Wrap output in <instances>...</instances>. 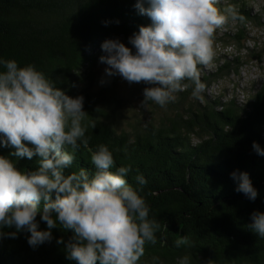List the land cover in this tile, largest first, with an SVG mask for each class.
Returning <instances> with one entry per match:
<instances>
[{
  "label": "trees",
  "instance_id": "trees-1",
  "mask_svg": "<svg viewBox=\"0 0 264 264\" xmlns=\"http://www.w3.org/2000/svg\"><path fill=\"white\" fill-rule=\"evenodd\" d=\"M136 3L0 0V59L34 65L67 95L84 97L88 113L84 123L94 121L95 128H87L88 147L75 152L66 172L83 168L91 175V152L101 144L112 152L116 167L130 166L126 180L145 199L149 218L160 224L157 243L145 245L139 264H153V256L159 257V264H180L185 256L190 264H264V238L247 227L253 211L264 212V156L252 147L256 142L264 149V75L253 89L252 84L245 86L246 97L240 104L234 94L225 97L224 90L212 94L209 89L230 73L236 75L243 62L264 59V40L252 38L253 45L243 47L249 37L246 25L264 26V7L252 15L247 5L254 0L219 2L216 6L221 10L235 6L245 21H237L234 32L219 34L217 29L214 46L242 47L244 56H214L211 64L216 67L209 72L199 66L206 85L202 99H194L192 89L187 88L174 93L175 100L165 108L149 102L151 119L126 131L119 127L124 99L113 87L117 82H107L99 91L91 89L97 78L96 64L104 54L102 43L119 39L131 48L129 37L140 26L151 24L150 18L139 14ZM148 86L139 83L134 89L143 93ZM12 152L13 148L0 145V156L13 161L17 169L38 166V157L17 158ZM233 171L249 174L258 191L255 201L235 191ZM137 175H143L147 183L140 186ZM37 222L38 230H48L39 214ZM51 232L53 239L35 248L28 244L26 231L16 238L0 239V264H76L67 259L65 250L72 233L59 227ZM61 237L65 244L57 243ZM181 237L194 246L176 247Z\"/></svg>",
  "mask_w": 264,
  "mask_h": 264
},
{
  "label": "clouds",
  "instance_id": "clouds-1",
  "mask_svg": "<svg viewBox=\"0 0 264 264\" xmlns=\"http://www.w3.org/2000/svg\"><path fill=\"white\" fill-rule=\"evenodd\" d=\"M218 3L137 0L136 9L151 24L129 37L131 48L119 39L102 43L99 61L107 65L105 76L149 85L143 89L142 105L165 108L175 100L174 93L187 88L194 99H202L206 85L199 66L208 67L214 59L216 30L245 21L235 6L221 10ZM0 66V145L13 148L11 155L17 158H39L35 169L21 171L0 156V239L26 231L35 248L50 242L51 229L59 227L72 233L65 250L76 264H139L145 245L157 243L160 224L149 218L145 199L126 180L130 166L116 167L112 152L101 144L91 152V175L83 168L66 172L75 152L88 147L87 128H95L94 121L84 123V97L67 95L34 65L0 59ZM252 147L264 156L259 144ZM231 178L237 182L235 191L256 200L258 191L247 172L233 171ZM136 181L147 183L143 175ZM38 214L48 230H38ZM251 221L247 227L264 238V212L253 211ZM57 243L65 241L61 237ZM175 245L194 246L187 237ZM152 262L159 264V257ZM180 264H190L189 257Z\"/></svg>",
  "mask_w": 264,
  "mask_h": 264
},
{
  "label": "rangeland",
  "instance_id": "rangeland-1",
  "mask_svg": "<svg viewBox=\"0 0 264 264\" xmlns=\"http://www.w3.org/2000/svg\"><path fill=\"white\" fill-rule=\"evenodd\" d=\"M223 1V0H220ZM253 1V0H252ZM255 3H251L250 5H247L250 7L251 12L255 11L256 8L261 5L260 2H262V7L264 6V0H254ZM248 10V8L246 9ZM261 29L264 28V26L260 27ZM263 35H261L256 30L252 32V34L259 35L260 39L264 38V31H262ZM246 45H251V40L245 42ZM225 48L221 47L220 45L214 46L215 56L222 55V53L227 54V56L235 57L237 53H240V50L236 48L233 50L232 48L228 49V52L224 51ZM232 50V51H231ZM243 54V52L241 53ZM104 55V54H103ZM107 67L106 64L101 63L100 61L97 62L95 67L96 77L95 82L92 86V91H99L107 82H110L112 80H115L117 82V86H113L115 90L119 93V95H122L123 97V106L121 109L122 118L121 122H119V127L123 128L126 131H129L132 129L133 124L139 122L140 124H144L146 121H149L151 119V115L148 114L152 110L151 106L142 105L141 101L143 100V93L140 91H137L134 89L136 84H129L127 81L123 80L119 76H114V78L106 77L105 76V68ZM210 65L206 68H204L205 72H209ZM238 71L240 72L239 77H234L233 73H230L229 79L221 81L219 85V91L224 90L225 97L228 96V94L231 93V91H234L237 96V103L240 104L242 95H245V86L251 85V89H253L256 85L259 84L260 79L258 75L264 72V61L261 60L260 63L257 62H243ZM228 78V77H226ZM102 79H105L107 82L104 84H101L100 81ZM233 84V86H232ZM214 85V84H213ZM211 85L210 91L212 93L213 89L215 87ZM82 87V86H81ZM217 89V90H218ZM221 89V90H220ZM234 89V90H233ZM250 89V90H251ZM239 92V93H238ZM242 94V95H241Z\"/></svg>",
  "mask_w": 264,
  "mask_h": 264
},
{
  "label": "built area",
  "instance_id": "built-area-1",
  "mask_svg": "<svg viewBox=\"0 0 264 264\" xmlns=\"http://www.w3.org/2000/svg\"><path fill=\"white\" fill-rule=\"evenodd\" d=\"M224 2H227V0H223ZM219 2L220 3H222V1H220L219 0ZM261 3V5H259V6H262V2H260ZM259 8V7H258ZM258 8H256V10L255 11H253V12H258L259 11V9ZM246 9V8H245ZM251 13L252 15L254 14V13ZM238 25H237V22H235V23H232V22H229L227 25H225L223 28H220V29H218L219 30V34H222V33H224V32H226V31H228V30H232V32H234L235 30H236V27H237ZM262 27V26H261ZM246 28L249 30V37L246 39V41H249V40H251V45H246L245 43H244V45H243V47L244 48H246V47H250V46H252L253 44V40H252V38H255L257 41H263L264 40V38H262V39H260V36L259 35H255V34H252V32H254L255 30L257 31V32H259L261 35H263V33H262V31H264V28L263 29H261L260 27H254V26H252V24L251 23H249V24H247L246 25ZM245 41V42H246ZM218 45V44H217ZM216 46V45H215ZM221 47H223V48H225V52H227V53H229L228 52V49H230V48H232L233 50H235L236 48L235 47H232V46H223V45H220ZM244 48H240V53L238 54L237 53V55H240V56H244V54H245V49ZM232 51V50H231ZM243 52V54H241ZM222 54H224V53H222ZM225 55H227V54H225ZM236 55V56H237ZM230 57V56H229ZM233 57V56H232ZM263 61H264V59H262ZM251 62H257L256 60H254V61H251ZM257 63H260V62H257ZM239 75H240V72L238 71V73L236 74V75H234L233 74V76L234 77H239ZM263 75H264V72H262L261 74H259L258 75V77L259 78H263ZM229 79V78H228ZM231 79V78H230ZM230 79H229V81H230ZM224 80H226V79H224ZM261 80V79H260ZM221 83L220 82H218V83H214V87L216 88V90L219 88V85H220ZM222 85V84H221ZM232 86H233V84H232ZM234 90V89H233ZM211 92V91H210ZM216 92H220L219 91V89H218V91H216ZM239 93V92H238ZM212 94H215V92L214 93H212ZM231 94H235V92L234 91H231ZM228 95H230V94H228ZM242 95V94H241ZM244 97H246V95H242V97H241V99H243ZM242 101V100H241Z\"/></svg>",
  "mask_w": 264,
  "mask_h": 264
},
{
  "label": "bare ground",
  "instance_id": "bare-ground-1",
  "mask_svg": "<svg viewBox=\"0 0 264 264\" xmlns=\"http://www.w3.org/2000/svg\"><path fill=\"white\" fill-rule=\"evenodd\" d=\"M263 7H264V6H263ZM222 55H225V54H222ZM218 56H219V55H218ZM226 56H227V55H226ZM228 57H229V56H228ZM229 58H230V57H229ZM222 59H224V58H221V60H220L221 62H223ZM213 66L216 67V64H213ZM213 66H212V64H211L209 68H212ZM207 70H209V69H207ZM210 89H211V88H210ZM220 90H221V89H220ZM214 91H218V90H216V88H215V89H213V92H214Z\"/></svg>",
  "mask_w": 264,
  "mask_h": 264
}]
</instances>
